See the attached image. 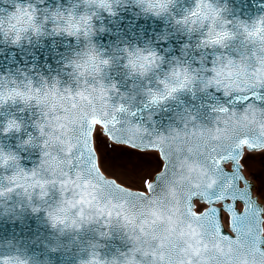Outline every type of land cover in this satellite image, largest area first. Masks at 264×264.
<instances>
[{"label": "water", "instance_id": "obj_1", "mask_svg": "<svg viewBox=\"0 0 264 264\" xmlns=\"http://www.w3.org/2000/svg\"><path fill=\"white\" fill-rule=\"evenodd\" d=\"M206 3L218 11L216 29L231 33L221 44L202 42L212 24L211 18L202 23L199 20L196 24L184 23L183 18L196 6V0H170L164 10L150 8L147 0L143 3L108 0L109 7L102 6L99 0L91 3L89 0H0V82L5 85L2 90L7 93L19 88L22 92L29 89L34 92L39 87L43 93L55 85L64 94L63 100L59 96L55 100L49 97L40 104L35 99L27 101L20 96L0 104V150L15 157L7 164H0V189L12 187L6 177L21 168L26 172L35 169L39 178L55 181L46 185L43 196L39 187L27 191L14 187L0 195V260L18 258L24 264H84L96 257L102 264H124L128 256L135 255L138 264H152L151 253L156 242L151 236L142 235L138 227L144 219H152L150 211L124 193L100 183L95 173L88 177L82 172L84 178L99 184L94 203L101 206L123 203L125 212L135 217V230L134 225L126 223L122 217L115 214L108 217L106 213L98 216L94 208L87 210L92 219L77 218L79 227L70 219L63 224L53 223L48 213L65 199L79 196V189L71 185L67 191L62 189L59 181L66 177L61 176L59 170L53 172L46 162L49 157L45 153L61 159L66 156L64 146L50 139V136H61L62 131L55 126L57 121L53 117L75 118L78 114L75 110L66 114L59 107L53 112L51 106L62 103L70 109L73 101L64 90L70 89L73 96L83 90L95 99L92 103L97 114L104 106L108 119L114 118L115 123L110 124L108 130L117 139H130L137 144L162 141L165 158L181 175H187L190 164L210 165L207 145L217 143L211 137L230 134L235 119L244 115L249 106L256 109L257 120L264 111V82L254 76L264 51L259 38L248 37L241 27L243 23L251 28L255 20L264 16V0H206ZM25 9L35 10L36 27L20 32L17 39V30L10 25H15V17ZM70 13L75 19L84 15L91 17L87 35L83 27L76 34L64 30L65 18ZM93 46L100 58L109 63L102 64L99 73L82 75L73 63L81 61L83 54ZM149 51L156 52L161 59L147 72L133 71L128 64L131 58L128 54L135 56ZM229 61L234 71H240L242 76L247 73L251 78L250 91L233 89L226 95L214 81L208 83L215 75L213 72L196 71L203 67L228 66ZM177 66L189 69L192 83L153 103L152 93L163 91L160 81L174 82L172 73ZM101 85L106 95L93 92V88L99 90ZM245 95L249 99H238ZM76 103L77 109L92 114L87 101L77 97ZM221 107L229 109V113L219 112ZM232 112L236 117L227 124ZM9 119H15L19 128L4 132ZM59 123L68 125L69 135L73 128H79L78 124H68L63 119ZM251 127L255 129L256 125ZM76 170L74 164L63 168L73 180ZM251 186L248 182L244 187L250 195ZM191 190L200 191L195 187V180ZM251 198L262 209L256 198L252 195ZM34 208L39 210L33 211ZM72 215L75 216V211ZM164 227L167 225L158 227L157 232H162ZM146 231L150 229L146 227ZM221 235L236 240V235L226 234L222 228ZM172 239L180 243L178 236ZM215 257L206 256L205 260L217 264V259H226L220 254Z\"/></svg>", "mask_w": 264, "mask_h": 264}, {"label": "snow or ice", "instance_id": "obj_2", "mask_svg": "<svg viewBox=\"0 0 264 264\" xmlns=\"http://www.w3.org/2000/svg\"><path fill=\"white\" fill-rule=\"evenodd\" d=\"M89 2H96V0H89ZM99 2L102 6L109 7L108 0H99ZM139 2L143 3L145 0H139ZM169 2L170 0H147L150 8L159 7L160 10H164ZM30 14L31 12L29 11H21L15 17V25H10V27L16 28L18 32L17 39L20 38V32L30 26L36 27L34 20L30 18ZM217 15V9L206 3V0H196V6L183 18V21L184 23L191 22L196 24L198 20L202 23L203 20L211 18L212 24L208 28L202 42L206 44H221L231 33L227 30L216 29L215 18ZM90 19L91 17L87 15L75 19L70 13L65 18L64 30L69 34H76L83 27L85 35H87L88 29L91 27L89 24ZM241 27L248 37L259 38L262 45L261 50L264 51V16H260L255 20L251 28L243 23ZM128 55L131 57L128 60V64L132 66L133 71H140L141 73L147 72L151 66L161 59L154 51L139 53L135 56L132 53ZM108 63L107 59L100 58L99 53L95 51L93 46L83 54L81 61L76 62V66L81 70V74L85 75L92 72L99 73L101 71L100 66ZM259 64L260 67L255 70L254 76L256 80L264 82V57L260 58ZM196 71L213 72L215 75L209 79L208 83L211 84L214 81L218 87L224 89L226 95L233 89L240 92L251 90V78L247 73L242 76L240 71H234L232 61L228 62V66L213 67L211 69L203 67ZM172 75L174 78L173 83H169L168 80L160 81L163 91L152 93L151 100L153 103L171 96L177 89H183L192 83V73L187 67L177 66L173 70ZM4 87L5 85L0 82V104L8 98L14 99L17 96L27 101L35 99L38 104L47 101L49 97L53 100L57 96H59L60 100L64 99V94L55 85L43 93L39 87H36L34 92L32 89L22 92L19 88H12L5 93L2 90ZM112 88H115V84L112 85ZM64 91L73 101L71 109L77 108L76 98L78 97L81 101H87L91 105L92 114L90 115L89 112L80 110L79 115L75 118H70L68 115L64 117L55 115L53 117L57 121L55 126L62 130L61 136L63 139H61V136H50V139L53 142L59 141L64 146L63 152L66 156L61 159L45 153L49 157L46 162L53 172L59 170L60 175L66 177L59 181L62 189L67 191L68 186L71 185L79 189V196L78 198L65 199L59 207L48 213L49 216L54 224H63L70 219L73 225L79 227L77 218L81 220L92 219V215L87 210L94 208L98 216H103L106 213L108 217H112L113 214L122 217L126 223L133 224L135 230V227H137L135 225V217L133 214L125 212L123 203L109 202L111 206L109 204L101 206L99 203H94L97 200L95 192L99 184L93 183L90 178H84L82 172L86 173L88 177L95 173L96 179L103 185L110 187V189L124 193L126 197L143 200L146 197L142 192H133L126 190L122 185H116L113 181L105 179L99 170L101 160L106 170L118 168L127 170L128 164L131 163L132 170L135 171L139 168V165L131 159L127 162L123 160L121 153V146L123 145L118 144L115 139L112 143V151L116 155L106 160L98 158L97 153H104L107 145L104 137L100 134L95 136V144L93 143L94 126L108 133L110 124L115 123L114 118L108 119L109 113L104 106H102L100 114H97L96 106L92 103L90 96L86 95L85 91H78L75 96L72 95L70 89H65ZM93 91H96V89L93 88ZM99 91L102 96L106 95L103 85H101ZM238 99L244 101L249 99V97L245 95L238 97ZM57 107L61 108L66 114L70 112V109L62 103L59 106L53 104L51 110L55 112ZM218 111L229 113V109L226 107H221ZM235 117L236 113H230L229 120L226 123L228 124ZM61 119L68 121V124H78L79 128H73L71 130L72 135H69L68 125L59 123ZM252 125H256V128H252ZM14 128H19L18 122L15 119H9L3 131L8 132ZM41 131L43 132V126H41ZM211 139L217 141V143L207 145V158L211 161V164L207 166L198 163L188 165L187 175H182L179 181L172 182V199L170 202L174 206L167 208L162 201L153 197L150 200V203L155 205L150 210L152 219H144L138 225L142 235L151 236L152 240L156 242L151 253L154 257L152 264H209L205 257L215 259V254H220V256L226 258L224 261L217 259V264H264V246H262L264 245V229L261 228V225L264 224V219L261 218L264 210L260 209L252 200L250 193L241 187V182L244 185L248 183L241 171L243 149L247 148L251 151L264 150V111L260 112L259 120H257L256 109L249 106L248 111L244 115L235 119V123L231 126L230 134L224 136L215 135ZM45 144H48V141H45ZM137 149L139 148L137 147ZM148 149L145 148L144 150L147 151ZM13 159H15L14 156L0 150V164H7L9 160ZM49 161L53 163L49 164ZM147 163L145 161V164ZM226 163L232 165L231 171L224 168ZM72 164L76 165L77 169L75 180L68 172L63 171L66 165ZM6 179L12 182V187L0 189V195H3L4 191H12L14 187H22L25 191L39 187L42 190L41 196H43L47 191L46 185L55 183V181L39 178L35 169L31 172H26L21 168L15 174L6 177ZM162 179L163 177L157 174L154 181L144 180L143 184L147 189L155 193ZM193 180H195V187L199 188L200 191L191 190ZM177 185L180 188L179 192L177 191ZM185 185L188 186L187 190H185ZM197 199L209 205L201 213L193 211V201ZM237 201H241L244 204L242 212L236 210ZM220 203H222L223 210L229 214L230 226L232 231L236 233L235 241L221 235V209L216 207ZM38 210V208L33 209V211ZM73 211H75V216L72 215ZM161 225H167V227H164L163 231L158 233L156 229ZM146 227L150 231H146ZM174 235L178 236L179 244L173 242L172 237ZM137 239L139 240L140 237L138 236ZM224 246H226L227 250H225ZM135 251H140V249ZM144 254L147 255V252ZM0 264H24V262L18 258L15 261L12 258H4L0 260ZM84 264H102V262L93 257L91 260L84 262ZM124 264H138V261L135 255H132L126 258Z\"/></svg>", "mask_w": 264, "mask_h": 264}, {"label": "rangeland", "instance_id": "obj_3", "mask_svg": "<svg viewBox=\"0 0 264 264\" xmlns=\"http://www.w3.org/2000/svg\"><path fill=\"white\" fill-rule=\"evenodd\" d=\"M102 133L99 129L96 130L94 135ZM104 137V136H103ZM105 139V138H104ZM107 148L105 149L104 153L98 152V158H102L106 160L114 155L112 151L113 144L105 139ZM121 153L123 160L127 162L129 159L134 161L139 168L135 171L132 170V164H128L127 170L125 169H107L104 166L103 161L101 160L102 167L108 172L112 178H115L117 181L121 182L122 184L131 187L133 189L145 190L146 187L143 184L144 180H149L153 173L159 168L160 162L154 153H143L135 150H131L125 146H121ZM145 161L148 163L145 164ZM243 164L245 165L246 172L251 175L256 182V194L259 195L260 200L263 202L264 205V151L258 152L256 154L248 153L245 155L243 160ZM264 226V224H263Z\"/></svg>", "mask_w": 264, "mask_h": 264}, {"label": "clouds", "instance_id": "obj_4", "mask_svg": "<svg viewBox=\"0 0 264 264\" xmlns=\"http://www.w3.org/2000/svg\"><path fill=\"white\" fill-rule=\"evenodd\" d=\"M25 11H27V9H25ZM35 10H33L32 12H31V14H30V18L32 19V20H34V18H35Z\"/></svg>", "mask_w": 264, "mask_h": 264}]
</instances>
